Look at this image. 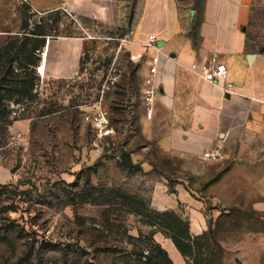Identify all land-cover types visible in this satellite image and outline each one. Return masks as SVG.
Wrapping results in <instances>:
<instances>
[{
    "label": "rangeland",
    "instance_id": "374dc122",
    "mask_svg": "<svg viewBox=\"0 0 264 264\" xmlns=\"http://www.w3.org/2000/svg\"><path fill=\"white\" fill-rule=\"evenodd\" d=\"M136 1H123L128 4V20L113 26L84 21L63 10L39 14L24 0H0V54L10 37L30 33L37 25H43L49 35L41 61L61 38L84 42L78 68L71 76L55 78L37 71L40 79L34 99L9 103L8 132L0 134V186L13 185L21 194L16 204L19 212L11 217L24 215L20 226L25 231L21 234V228L17 229V258L11 259L12 252L0 247V264L9 259L10 264H112L122 251H130L125 229L134 236L138 230L149 233L152 229L122 213L124 223L117 222L118 227L110 232L101 225L109 212L119 214V201L111 195L109 202L98 205L78 196L118 190L144 199L154 210L175 211L190 223L185 203L179 202L177 209L170 207L181 187L204 204L209 263L264 264V212L244 202L230 208L217 206L216 197L204 191L206 181L186 174L177 160L157 146L154 113L147 115L143 98L148 61L142 51L149 49L147 41L134 40L130 25ZM178 1L181 8L193 6L200 17L203 0ZM198 21L190 29L194 40ZM247 46L256 53L264 50V0H255L252 8ZM101 113L109 121L105 136L95 126ZM123 152L131 154L137 167L122 164ZM210 171L215 173L217 166ZM73 197L76 202L68 204ZM155 239L174 264H188L171 239L162 233ZM45 242L56 248L42 249L40 243ZM85 245L89 248L82 255L80 247ZM97 245L110 252L97 251Z\"/></svg>",
    "mask_w": 264,
    "mask_h": 264
},
{
    "label": "crops",
    "instance_id": "0c3cea01",
    "mask_svg": "<svg viewBox=\"0 0 264 264\" xmlns=\"http://www.w3.org/2000/svg\"><path fill=\"white\" fill-rule=\"evenodd\" d=\"M24 1L39 14L63 10L113 26L128 20V4L118 0ZM254 4L255 0H203L198 17L193 6L181 8L178 0H137L130 25L136 41L144 43L150 35L158 38L160 95L154 103V134L159 133L160 151L177 160L186 174L206 181L204 191L216 197L217 206L244 202L264 212V52L247 46ZM196 20L194 40L190 29ZM83 50L81 39H59L46 50L42 72L55 78L71 76ZM142 52L147 61L157 54L153 49ZM212 60L226 69L218 83L202 78V66ZM218 148L222 161L203 160L205 152ZM213 166L215 173L210 171ZM179 202L187 206L192 234L206 232L204 204L182 187L170 207L177 209Z\"/></svg>",
    "mask_w": 264,
    "mask_h": 264
},
{
    "label": "trees",
    "instance_id": "16d2710c",
    "mask_svg": "<svg viewBox=\"0 0 264 264\" xmlns=\"http://www.w3.org/2000/svg\"><path fill=\"white\" fill-rule=\"evenodd\" d=\"M79 18L84 21H91L87 18ZM73 35V33H70V37H73ZM47 36L49 35L45 27L37 25L30 33L24 32L22 36L10 37L9 43L2 49L0 54V134L3 136L7 135L8 126L10 125L8 121L11 115L9 103L18 105L23 102H31L35 97L34 91L40 79L37 69L47 45V39L45 38ZM2 147L3 145L0 142V148ZM13 188V185L0 186V247L9 249L12 252L11 259L18 257L16 244V239L20 237L18 230L21 228V234H24L25 231L20 226V222L25 221L24 215L15 219L11 217L12 213L19 212V207H16V204L21 202V199L17 201L21 194ZM111 195L119 201L117 204L121 208L116 210L119 212L118 215L109 212L108 217L104 219V225H101L104 229L112 232L118 227L115 225L117 222L124 223L120 219L122 213L138 218L143 226L152 229L149 233L138 230L137 236L129 234V231L125 229L126 245L130 251H122L123 255L115 259L112 264H174L169 253L156 241L155 235L157 233H162L171 239L178 252L188 260V264H217L215 261L209 263L210 260L206 257V235L193 236L190 231V223L175 211L154 210L144 199L118 190L99 196L92 193L79 195L78 199L81 201L87 199L94 204L103 205L104 202L107 203L111 200L109 198ZM76 198H71L68 204L75 203ZM9 202H11V205H9ZM111 216H114L113 220H111ZM212 240L216 245V241ZM40 244L42 249L47 247L56 248V245L52 243ZM93 245L94 243H92ZM97 247L99 252H110V249L100 245H97ZM88 248L87 245L80 247V253L86 255ZM10 261L9 259L7 264H10Z\"/></svg>",
    "mask_w": 264,
    "mask_h": 264
},
{
    "label": "built area",
    "instance_id": "2783aa9c",
    "mask_svg": "<svg viewBox=\"0 0 264 264\" xmlns=\"http://www.w3.org/2000/svg\"><path fill=\"white\" fill-rule=\"evenodd\" d=\"M157 41L158 39L155 35H150L148 36L146 44L147 49H153L157 52V54L152 56L148 61V74L145 79L146 88L143 91L144 105L146 106L147 115L149 117L153 115L155 99L160 95V88L157 85V76L160 71L161 60ZM37 70L39 73H42V66H39ZM225 74V67L217 60H212L202 66V78L206 82L218 83L224 78ZM231 88L232 84H228L226 86V92L230 93ZM95 126L100 136L106 135L109 121L105 113H101L96 118ZM223 159L224 155L219 148L213 151H207L203 154V160L207 162L218 163Z\"/></svg>",
    "mask_w": 264,
    "mask_h": 264
},
{
    "label": "water",
    "instance_id": "95a60500",
    "mask_svg": "<svg viewBox=\"0 0 264 264\" xmlns=\"http://www.w3.org/2000/svg\"><path fill=\"white\" fill-rule=\"evenodd\" d=\"M264 52V50L262 51V53ZM120 160L122 162V164H124L126 167L128 168H135L137 167V165H135L132 161V156L130 153L127 152H123L120 156Z\"/></svg>",
    "mask_w": 264,
    "mask_h": 264
}]
</instances>
